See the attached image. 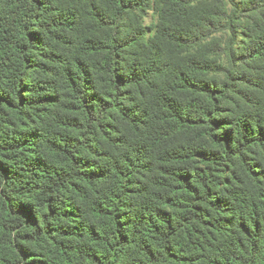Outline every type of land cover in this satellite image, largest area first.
<instances>
[{
	"label": "trees",
	"instance_id": "trees-1",
	"mask_svg": "<svg viewBox=\"0 0 264 264\" xmlns=\"http://www.w3.org/2000/svg\"><path fill=\"white\" fill-rule=\"evenodd\" d=\"M0 264H264V0H0Z\"/></svg>",
	"mask_w": 264,
	"mask_h": 264
},
{
	"label": "rangeland",
	"instance_id": "rangeland-1",
	"mask_svg": "<svg viewBox=\"0 0 264 264\" xmlns=\"http://www.w3.org/2000/svg\"><path fill=\"white\" fill-rule=\"evenodd\" d=\"M152 22H153L152 16L148 15V17H146V19H145V23L148 25Z\"/></svg>",
	"mask_w": 264,
	"mask_h": 264
}]
</instances>
